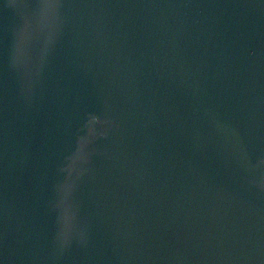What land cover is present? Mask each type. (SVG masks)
<instances>
[{"label":"water","instance_id":"obj_1","mask_svg":"<svg viewBox=\"0 0 264 264\" xmlns=\"http://www.w3.org/2000/svg\"><path fill=\"white\" fill-rule=\"evenodd\" d=\"M0 264H264V0H0Z\"/></svg>","mask_w":264,"mask_h":264}]
</instances>
